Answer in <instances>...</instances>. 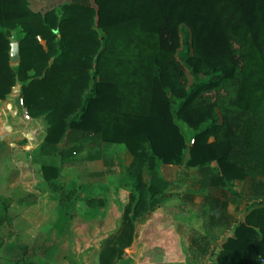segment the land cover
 Returning a JSON list of instances; mask_svg holds the SVG:
<instances>
[{
  "label": "trees",
  "instance_id": "obj_1",
  "mask_svg": "<svg viewBox=\"0 0 264 264\" xmlns=\"http://www.w3.org/2000/svg\"><path fill=\"white\" fill-rule=\"evenodd\" d=\"M12 31L16 66L9 63ZM16 85L28 115L48 123L41 155L59 154L62 164L95 161L104 145H120L132 156L124 168L127 241L134 220L171 188L161 166H178L179 178L191 170L199 176L193 185L205 193L198 208L205 233L232 231L224 188L233 181L250 179L261 207L218 253L192 231V257L264 264V0H70L44 14L26 0H0V100ZM179 123L194 131L190 138ZM60 169L42 167L54 190ZM75 195L60 188V205ZM88 206L103 208L104 201ZM254 227L262 238L253 246ZM119 257L102 254L101 264Z\"/></svg>",
  "mask_w": 264,
  "mask_h": 264
},
{
  "label": "rangeland",
  "instance_id": "obj_2",
  "mask_svg": "<svg viewBox=\"0 0 264 264\" xmlns=\"http://www.w3.org/2000/svg\"><path fill=\"white\" fill-rule=\"evenodd\" d=\"M26 1L32 12L40 14L49 10L59 11L62 6L70 3V0ZM94 29L97 33H101L96 25ZM9 39L11 43L16 42L14 32L10 33ZM182 50L181 46L179 53ZM188 80L191 82L189 75ZM20 114L23 116L22 112ZM178 126L186 139L194 133L193 130L180 123ZM24 143L25 141H22L19 144L24 145ZM10 149L7 148V156L11 154L12 157L13 153H10ZM1 150L0 145V155ZM113 152L118 158V167L121 170L123 163H126L125 159L123 160L121 149H114ZM84 156L86 154L82 155ZM14 162V160H6L8 166H12ZM17 162L22 166L25 164L21 155L17 156ZM26 169L31 175L40 177V173L36 170L32 172L28 166ZM86 171L84 167L78 169L66 167L63 170L59 184L67 191L75 190L76 192V197L65 210L59 207L58 196L53 194L42 181L33 188L22 187L13 195L2 193L3 197H0V235L3 237L0 238V254L4 256L8 253L14 241L13 236L16 235V226L12 221V216L21 217L22 214L28 212L29 217L34 219L43 218L45 215L64 216L67 222L66 232L71 233L62 242H47L49 250H56L55 254H64L63 257L53 262L55 264H101L102 254L111 256L113 251L120 252V257L113 261L116 264H212L214 259L193 258L190 254L188 246L192 236L191 232L194 230H190L188 223L193 218H197V208L187 203L184 196L190 194L197 201L203 196V192L193 185L190 177L187 179L178 177L180 171L178 166H161L160 172L171 184V188L166 197L157 202L151 213L138 221L134 220L136 222L134 223L135 233L130 242L124 235V213L130 201V184H125V178L118 175L106 183L96 182L100 185L98 187L92 185V191H90L89 181L84 175ZM145 180H147L146 175ZM94 181L92 180V183ZM90 198L104 200V207L100 210H89L86 201ZM15 200L22 207L9 214V205ZM76 235H78V240ZM35 236L37 237V234L33 233L32 239H35ZM53 243L57 247L52 248ZM66 250H72L74 255L72 252L65 255ZM77 250L80 251L79 258L76 256Z\"/></svg>",
  "mask_w": 264,
  "mask_h": 264
},
{
  "label": "crops",
  "instance_id": "obj_3",
  "mask_svg": "<svg viewBox=\"0 0 264 264\" xmlns=\"http://www.w3.org/2000/svg\"><path fill=\"white\" fill-rule=\"evenodd\" d=\"M13 32L15 33V31H12L11 33ZM18 98L19 95H14L11 92L5 100H0V145L2 147L0 155V197H3L2 193L13 195L17 193L18 190H21L22 187H36L39 185L40 181H42L53 194L58 196V205L61 209L65 210L69 206L67 208H63L60 205L59 190L60 188L65 190V188H63L59 182L61 180L62 172L66 167H72L75 169L84 167L87 170L84 175L86 180L89 181L88 187L90 188V191H92V185H94V187H98V185H100L96 182L103 181L106 183L109 181V179H112V177L118 175L125 178V184H130L129 178L126 176L124 168L130 165L133 158L127 152V150L120 145H104L100 149L101 158L95 161H80L70 164H62V157L59 156V154H55L53 156L41 155L40 147L46 138L47 130L49 128L48 123L45 117H40L37 119L31 118L30 121H25L24 117L20 114L22 109L18 105ZM15 110H17L18 113L16 117H13L12 114ZM8 128H11V130L9 131ZM22 141H25L24 145L19 144ZM212 141L213 139L211 138L209 142ZM62 144L63 142L58 144L57 147H61ZM8 147L11 148L10 153H13L12 157L11 154L7 156ZM114 149H121L123 160L125 159L126 161V163H123L121 170H119V162L117 161L118 158L116 157L115 152H113ZM19 155H21L22 159H24L25 166H22L21 163L17 162V156ZM6 158L11 161L14 160V164L12 163V166H8L6 164ZM29 160L30 162H26ZM105 160H108L109 167L104 162ZM27 166L32 169V172H35L36 170L38 173H40V177L31 175L28 169H26ZM44 166L61 168L60 178L56 181L51 180L53 184L56 182L54 187L57 191L50 187V183L43 177L42 167ZM189 177L193 184L199 180V176L195 170L190 171ZM92 180L95 181L92 183ZM224 190L227 192V198L229 201L228 213L234 221V227L227 236L222 237L212 232L205 233L203 231L202 221L198 218V208L201 204L202 197L197 201L193 199L191 204L193 207L197 208V218H193L191 222L188 223L191 231L194 230L202 235H206L210 239L216 253L219 252L223 243H225L228 238L234 235L235 228L239 225L245 224L247 216L254 210L261 208L255 205L256 197L252 191V183L250 179H245L244 181H233L232 183L227 184ZM204 194L205 193H203V195ZM92 199L100 198H90L86 201V205L89 210L94 211L102 209H91L88 206V201ZM21 207L22 205L19 204L17 200L11 201L9 205V214L14 213L15 209ZM12 221H14L16 226V235L13 236L14 241L9 247L8 253L4 254V256L0 254V264H52L53 262L57 261V258L59 259V257L64 256V254H55L56 250H49V244L47 243L50 241L62 242L71 233L66 232L65 226H67V222H65L64 216L52 217L50 215H45L43 218L38 217L34 219L29 217L28 212H26L25 214H22L21 217L12 216ZM254 231V240L252 239L251 242V245L253 246L255 243H259L262 238V233L258 227H254ZM22 232L23 235H21ZM33 233L37 234L35 239H32ZM2 237L3 236L0 235L1 239ZM76 239H79L78 235H76ZM55 246L56 244L53 243L51 247L55 248ZM39 250L40 253H38ZM66 252L67 253H65V255H69L72 250H66ZM72 254L74 255V252H72ZM79 255L80 251L77 250L76 256H78V258Z\"/></svg>",
  "mask_w": 264,
  "mask_h": 264
},
{
  "label": "water",
  "instance_id": "obj_4",
  "mask_svg": "<svg viewBox=\"0 0 264 264\" xmlns=\"http://www.w3.org/2000/svg\"><path fill=\"white\" fill-rule=\"evenodd\" d=\"M20 57H19V44L17 42L11 43L10 44V51H9V63L11 66H16L19 63ZM12 93L14 95H19L20 93V86L16 85L13 89H12ZM17 110L14 111V113L12 114L13 117H16L17 115ZM8 130L10 131L11 128H8ZM135 242V240H134ZM133 242V243H134ZM128 252V250H126Z\"/></svg>",
  "mask_w": 264,
  "mask_h": 264
},
{
  "label": "built area",
  "instance_id": "obj_5",
  "mask_svg": "<svg viewBox=\"0 0 264 264\" xmlns=\"http://www.w3.org/2000/svg\"><path fill=\"white\" fill-rule=\"evenodd\" d=\"M38 40L40 41V39L38 38ZM18 105L19 107L22 109V113H23V117L25 119V121H30L31 117L28 115L27 111L23 108V101L21 98H18ZM193 144V140L190 141L189 145Z\"/></svg>",
  "mask_w": 264,
  "mask_h": 264
}]
</instances>
